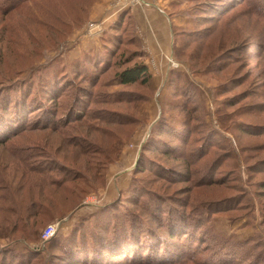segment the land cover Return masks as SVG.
I'll use <instances>...</instances> for the list:
<instances>
[{
  "label": "rangeland",
  "instance_id": "rangeland-1",
  "mask_svg": "<svg viewBox=\"0 0 264 264\" xmlns=\"http://www.w3.org/2000/svg\"><path fill=\"white\" fill-rule=\"evenodd\" d=\"M0 119V260L103 264L132 209L187 264H264V0H0Z\"/></svg>",
  "mask_w": 264,
  "mask_h": 264
},
{
  "label": "trees",
  "instance_id": "trees-1",
  "mask_svg": "<svg viewBox=\"0 0 264 264\" xmlns=\"http://www.w3.org/2000/svg\"><path fill=\"white\" fill-rule=\"evenodd\" d=\"M119 81L121 85L124 86H131L135 85L136 83H141L145 85L148 80L149 76L146 73L145 68H140L138 66H134L130 69L124 70L118 75ZM6 110V109H5ZM5 114L4 112H2ZM4 118V117H1ZM2 123V120L0 119V124ZM12 135H14L16 132L13 130L11 131ZM11 136V135H10ZM10 136H6L4 138H1L0 141L9 138ZM33 167V165H31ZM30 170L34 171L30 168ZM43 171L37 172V173H44V172H51V165L46 166V168L42 169ZM77 179L67 180L63 181L61 185L65 184V182H70L71 184L75 183ZM53 185V184H52ZM76 188H74L75 190ZM39 201L43 202L45 199H38ZM132 202H134L132 200ZM41 208V207H40ZM134 210H130V215L128 219H122V217H118V220L114 223V230L112 231V234L108 239H104L102 241L101 238H95L94 241H92L93 246H96L98 244L99 247L103 248V252L100 253L101 257H105L107 259L103 260L107 264L108 262H111L113 259L117 257H121L124 259L123 264H187V263H196V257H197V247H194V252H192L191 247L189 246L186 248L185 252L182 253H172L171 252V246H172V240L176 239L179 235H182V233L178 232L176 228L173 226L168 230L166 229L164 237L161 234V226L160 224L155 222H150L149 218L151 216L143 217L142 215H138L133 212ZM47 210L45 209H39L33 212H29L27 214L17 216H12L11 220H15V223L13 227H5L6 231L9 232L8 236H13L15 233H19L20 235L27 237L30 236V239H33V242H38L39 237L38 236V230H36V227L38 225H41V222L38 219H42L47 215ZM172 215H170L171 217ZM133 218V220H132ZM32 220V226L35 227V230L33 232L28 231L27 229V220ZM28 220V221H30ZM9 222V221H8ZM8 222H5L8 225ZM40 222V223H39ZM177 222V221H176ZM10 223V222H9ZM156 223V224H154ZM23 224V225H22ZM175 224V223H174ZM22 225V229L19 230V227L17 226ZM96 229L100 228V225H97ZM38 229V228H37ZM100 232V229H99ZM160 233V234H159ZM103 237V236H102ZM86 236L83 238V245H87ZM56 238L52 237L48 240H46L47 245L51 246L54 245ZM112 241V245H109L108 247L104 246L105 242ZM82 241H80L81 243ZM79 243V244H80ZM93 246H91V249H93ZM117 246V247H115ZM94 250V249H93ZM95 252V251H94ZM110 254V255H109ZM73 258H89L86 254V251L79 253L77 255H73ZM90 257H95V255H91ZM109 257V258H108ZM77 258V259H78ZM91 259V258H90ZM81 260V259H80ZM66 264H71L73 262L65 261ZM0 264H12V261L9 263L5 261V259L0 260ZM18 264V263H17Z\"/></svg>",
  "mask_w": 264,
  "mask_h": 264
},
{
  "label": "built area",
  "instance_id": "built-area-1",
  "mask_svg": "<svg viewBox=\"0 0 264 264\" xmlns=\"http://www.w3.org/2000/svg\"><path fill=\"white\" fill-rule=\"evenodd\" d=\"M55 230L54 227L52 226H48L42 233L41 237L43 240H47L49 238H51L54 234Z\"/></svg>",
  "mask_w": 264,
  "mask_h": 264
}]
</instances>
